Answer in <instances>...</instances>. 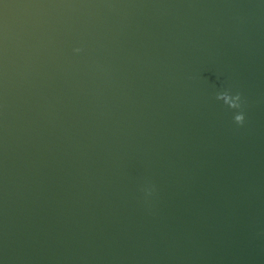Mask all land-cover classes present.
I'll return each mask as SVG.
<instances>
[{"label":"water","instance_id":"water-1","mask_svg":"<svg viewBox=\"0 0 264 264\" xmlns=\"http://www.w3.org/2000/svg\"><path fill=\"white\" fill-rule=\"evenodd\" d=\"M0 264H264V0H0Z\"/></svg>","mask_w":264,"mask_h":264}]
</instances>
